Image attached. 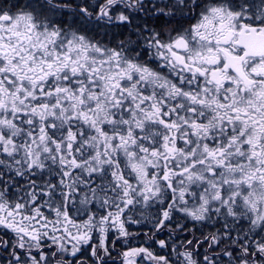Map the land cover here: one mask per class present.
Returning a JSON list of instances; mask_svg holds the SVG:
<instances>
[{
    "label": "snow or ice",
    "instance_id": "obj_1",
    "mask_svg": "<svg viewBox=\"0 0 264 264\" xmlns=\"http://www.w3.org/2000/svg\"><path fill=\"white\" fill-rule=\"evenodd\" d=\"M0 264H264V0H0Z\"/></svg>",
    "mask_w": 264,
    "mask_h": 264
},
{
    "label": "flooded vegetation",
    "instance_id": "obj_2",
    "mask_svg": "<svg viewBox=\"0 0 264 264\" xmlns=\"http://www.w3.org/2000/svg\"><path fill=\"white\" fill-rule=\"evenodd\" d=\"M145 230H147V229H145ZM160 238H165V237L162 235ZM181 238H183V237H181Z\"/></svg>",
    "mask_w": 264,
    "mask_h": 264
}]
</instances>
